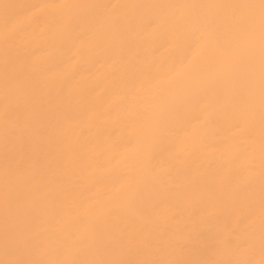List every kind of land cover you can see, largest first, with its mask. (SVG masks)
<instances>
[{
	"label": "bare ground",
	"instance_id": "6f19581e",
	"mask_svg": "<svg viewBox=\"0 0 264 264\" xmlns=\"http://www.w3.org/2000/svg\"><path fill=\"white\" fill-rule=\"evenodd\" d=\"M0 223V264H264V0H0Z\"/></svg>",
	"mask_w": 264,
	"mask_h": 264
},
{
	"label": "rangeland",
	"instance_id": "374dc122",
	"mask_svg": "<svg viewBox=\"0 0 264 264\" xmlns=\"http://www.w3.org/2000/svg\"><path fill=\"white\" fill-rule=\"evenodd\" d=\"M10 233H11V230H9L7 227H5V225H2L0 223V239H4L5 237H9L10 236ZM14 249H16V247L15 248L14 247H11L10 254H14V251H13ZM4 256H5V254H3V253L0 252V259L2 257H4Z\"/></svg>",
	"mask_w": 264,
	"mask_h": 264
}]
</instances>
